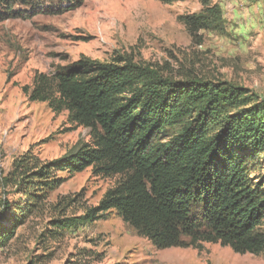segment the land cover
Returning <instances> with one entry per match:
<instances>
[{
	"label": "trees",
	"instance_id": "16d2710c",
	"mask_svg": "<svg viewBox=\"0 0 264 264\" xmlns=\"http://www.w3.org/2000/svg\"><path fill=\"white\" fill-rule=\"evenodd\" d=\"M85 1L0 0V23L72 12ZM203 7L183 18L191 37L224 31L222 9L208 0ZM25 92L56 113L68 111L92 142L55 162L14 164L24 200L4 204L0 250L44 199L37 192L64 183L57 172L94 168L98 176L124 179L85 215L55 221L56 229L92 225L115 211L158 250L210 243L264 254V184L249 174L251 162L264 161V101L249 90L193 73L170 78L127 60L84 58L36 76Z\"/></svg>",
	"mask_w": 264,
	"mask_h": 264
},
{
	"label": "rangeland",
	"instance_id": "374dc122",
	"mask_svg": "<svg viewBox=\"0 0 264 264\" xmlns=\"http://www.w3.org/2000/svg\"><path fill=\"white\" fill-rule=\"evenodd\" d=\"M208 1L222 9L224 31L197 38L183 18L199 14L204 0H86L72 12L0 23V225L8 223L4 204L24 200L15 163L55 162L92 142L91 131L71 123L68 111L30 100L25 89L40 74L52 76L84 58L127 60L170 78L193 73L225 82L264 101V0ZM249 174L264 184V161L251 162ZM57 176L64 183L37 192L44 199L0 250V264H264V254L240 255L221 244L158 250L115 211L92 225L56 229L55 221L85 215L124 179L98 176L94 168Z\"/></svg>",
	"mask_w": 264,
	"mask_h": 264
}]
</instances>
